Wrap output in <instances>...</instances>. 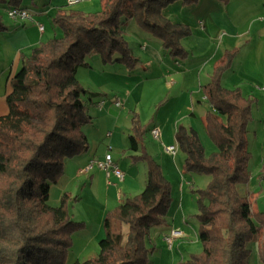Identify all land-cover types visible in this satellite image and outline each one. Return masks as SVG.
<instances>
[{"label": "trees", "instance_id": "1", "mask_svg": "<svg viewBox=\"0 0 264 264\" xmlns=\"http://www.w3.org/2000/svg\"><path fill=\"white\" fill-rule=\"evenodd\" d=\"M100 1V8L91 12L66 5L56 8L51 21L60 35L22 53L20 67L10 79L8 111L0 116V264H65L73 233L84 227L69 212L67 192L56 206L49 204V194L64 172V161L88 148L83 127L92 122L90 93L76 78L77 69L87 66L86 57L96 54L104 64L133 68L137 60L123 35L128 20L158 38L172 57L187 56L180 40L189 30L170 20L164 9L176 1L194 5L198 0ZM20 3L0 0V32L6 29L1 14L11 7L25 8ZM237 52L225 50L201 88L209 106L203 127L216 150L207 153L191 127L179 124L174 133L184 154L182 175L210 177L204 189L194 191L201 251L188 253L177 264H247L249 244L264 228V210L254 211L249 196L238 187L250 179L246 135L254 100L239 87L222 83ZM147 131L133 115L130 158L146 165L143 189L105 213L96 255L71 264H150L146 238L152 227L166 221L172 186L143 144ZM259 177L264 179V160ZM257 255L264 261V247H258Z\"/></svg>", "mask_w": 264, "mask_h": 264}, {"label": "crops", "instance_id": "2", "mask_svg": "<svg viewBox=\"0 0 264 264\" xmlns=\"http://www.w3.org/2000/svg\"><path fill=\"white\" fill-rule=\"evenodd\" d=\"M81 2L79 0L77 3ZM84 2L86 5L83 3L82 7L74 9L91 12L96 2L101 4L100 0ZM48 3L42 12L47 15L55 8L65 6L67 0H49ZM74 5L68 7L73 8ZM164 13L170 20L189 30L180 40L187 51L184 58L169 55L158 38L139 30L137 24L128 20L124 24L126 31L123 29V35H127L125 39L129 41L131 52L137 60L133 68L129 69L118 62L104 64L94 54L86 59L87 66H81L84 69L99 67L101 71L96 81L100 90H87L90 93L88 112L93 114L90 127H84L88 148L64 161L63 177L65 176L64 180L72 181L80 194L75 202H86L87 211L84 208L86 213L83 212V217L89 228L80 232V236L89 240L84 245L86 250L88 244L96 245L104 236L102 220L106 211L124 198L138 194L144 187L146 165L143 161L130 158L134 154L129 149L128 140L132 116L139 117L149 130L158 127L159 140L152 138L147 131L143 144L161 165L164 174L173 177L180 186V199L172 201L174 207L168 213L171 222L165 221L154 227V231L151 228L149 234L156 237L151 239L148 235V239L150 243L154 239L156 254L165 257L167 264H177L184 258L183 254L186 255L185 249H190L192 243L197 244L199 241L197 231L192 232L187 224V208L183 206L184 188L181 180H186L190 188L192 183L183 175L179 178L178 170L181 169L176 158L177 148L175 147L174 152H167L165 147L172 145V142L176 143L174 133L179 124L195 130L204 148L206 147V135L198 125H203V117L208 110L201 88L209 80L214 63L225 50L237 48L238 52L230 68L223 74L222 83L228 88L239 87L244 95L253 98L257 104L251 109L256 115L259 113V101L263 99L264 102V0H198L194 5L176 1L168 5ZM36 19L33 18V25L30 27H26L25 23H15L12 29L4 23L6 29L0 32V116L8 111L5 98L11 89L10 79L20 67L22 51L42 42L45 28L40 31V23ZM19 36L23 38L20 43L16 41ZM132 39L139 41L136 46ZM133 49L136 53H133ZM91 60L94 64H91ZM262 108L264 109V103ZM97 117L99 120L110 121V127H95ZM147 135L151 140H148ZM209 149L214 148L209 146ZM154 150H157L158 156H155ZM107 153L124 173L122 180L112 173L107 176L105 170L96 165L86 169L90 160H102ZM53 191L57 200L65 191L73 194L66 185L61 186L59 183L51 186L49 198ZM92 213L95 218H92ZM161 228L166 229L162 231ZM173 230L180 231L181 235L166 248L164 237ZM191 236L193 240L189 239ZM157 240L160 241L159 248ZM183 243L185 245L181 246ZM161 262L160 256L158 264Z\"/></svg>", "mask_w": 264, "mask_h": 264}, {"label": "rangeland", "instance_id": "3", "mask_svg": "<svg viewBox=\"0 0 264 264\" xmlns=\"http://www.w3.org/2000/svg\"><path fill=\"white\" fill-rule=\"evenodd\" d=\"M81 1H82L81 3L75 4L73 6V8H80L83 6V3L86 5V2H84L85 0H81ZM48 4H49L48 0H21V3H20V6L26 7V9H28L29 12L32 14V18H34V19L37 18L36 20L38 21V23L42 24L43 27L45 28L44 35L42 36V42L47 40L48 38L54 36V35H57V36L60 35L59 28L57 26H55L51 21V16L54 14L56 8L51 13H49L48 15L45 13H42V12H44V9L48 6ZM99 4H100V2H99ZM99 6L100 5H98V3L96 2V5L93 6L90 11L98 10L100 8ZM1 16H2L3 23H6L12 29L14 28L13 24L22 23L20 20L14 21V20L10 19L7 15V12H3L1 14ZM131 21H132V23H134L136 25L135 20H131ZM24 23H25L26 27H30L33 25V21H30V20H26ZM123 29H124V31H126V27L125 28L123 27ZM129 29H131V27ZM125 38H127V35L125 36ZM22 39H23L22 36H19V38L16 39V41H18V43H20ZM132 40H133V43L135 44V46L139 42V41H136L134 39H132ZM127 42L129 43L128 40H127ZM31 48L32 47H29L28 49L25 48L26 50L23 49L24 51H22V52L24 54H28L30 52ZM129 48H130V46H129ZM134 52L136 53V50L133 49V53ZM94 55H96V54H94ZM88 57H89V55L86 57V59ZM88 62H90V61H88ZM91 64H94V62L92 60H91ZM98 68L99 67L93 66V69L92 68L91 69H84V68H81V66H80V68L78 69V71L76 73V76H77L76 78L79 81L80 85L85 90H89L91 92H98V90H100V88L97 87V81H96V80H98L99 73L101 71ZM87 97H88V95L86 94L83 98L86 100ZM253 103L254 104L252 105V107H254L257 104V103L255 104V102H253ZM263 103H264L263 99H261L259 101V104H258V109H259L258 112L259 113H257V115H256L255 111L253 112V110L251 109V119L249 120L248 125H247L248 131H247V135H246L248 149L250 152V158L248 161V172H249L250 179L246 185H239L238 186L241 193L249 196V200L251 202L252 209L254 211H255V209L264 210V179H260V177H259V172L261 171L262 162L264 160V122H262V118L264 117V109L262 108ZM205 104H206V106H208V104L206 102H205ZM208 108H209V106H208ZM254 113H255V115H254ZM89 114L91 117L93 116V114L92 115H91V113H89ZM259 114H261V115H259ZM95 119H96V121L94 122L95 127H106V126L110 127V126H108V123H110V121L105 120V119L99 120L98 117ZM107 119H109V118L107 117ZM92 120H93V118H92ZM139 121L141 122L140 118H139ZM198 125L200 126L199 128L201 130L203 129V131L206 135V147H205L206 152L207 153L214 152L216 149V145L211 140V138L206 134L203 125L201 123H199ZM84 127H90V126L88 124V126L86 125ZM84 127H83V131L85 129ZM147 138H148V140H151L149 135H147ZM148 140H146V142H148ZM88 144H89V142H88ZM172 145L177 148L176 158H177V161L179 162V168L181 169L184 154L180 150V148H178V146L175 142H172ZM209 146H211L214 149L213 150L209 149ZM154 152H155V156H158L157 150H154ZM63 168H64V166H63ZM178 174H179V178H180L182 175L181 170L180 171L178 170ZM63 175H64V172L59 177L58 181L55 184L59 183L61 186L66 185L67 189L72 191V193H73L72 195L69 192H67L70 195V200L68 202L69 212L71 213L73 220L78 221V222L81 221L84 223V227L82 229L76 230L72 235V246H71V249L69 250V253H68L67 258L65 260V264H71L75 260L82 261L84 259H87L91 256L96 255V253L98 252V245L91 243V244L87 245L88 248H86V250L84 249L85 243L89 240L83 238L82 235L80 236V232H83L86 229V227H88V223H86V221L84 220V217H83V212H85V209L87 211V208H85L86 202L85 203H83V202L78 203L79 201L75 202V200L79 199L78 196H80V194L77 191L75 184L72 183V181H70V180H64L65 176L63 177ZM184 177L187 178V181H190L192 183L191 184L192 187L190 188V185L187 184L186 180H181V183H183L182 186L184 188L183 189L184 190V204H183V206H184V208L185 207L187 208V210L185 212L189 218L187 224L192 228V232H193V230L196 232L198 222L195 219L194 215L198 211V205H197V194L194 191H196L198 189H204L206 187L207 183L209 182L210 177L206 174H189L188 176H184ZM167 178L171 182V186H172L171 199H172V201L177 202L180 199V197H179L180 186L177 185V183H176L175 179H173V177L167 176ZM55 184H53V185H55ZM59 200L54 198V191H53V194L51 193V196L49 198V203L52 206H56L59 204ZM173 207H174V204L171 206L170 209H172ZM112 208H114V207H112ZM112 208H110L108 210H111ZM179 213H181V212L179 211ZM169 215L166 216V222L167 223L171 222V218ZM179 215H177V217H179ZM92 218H95L94 214L92 215ZM161 229L163 231L166 228H161ZM151 230L154 231L156 229L154 227H152ZM149 235L151 236L150 237L151 239L153 237L154 238L156 237V235L151 234V233ZM189 239L193 240V236H191ZM156 242H157V247L159 248V246H161L160 241L157 240ZM145 244H146V247L149 251L147 256L149 258L150 264H158V260H159L160 256L162 258V262L160 264H167L166 262H168V261H165V257H163L162 255L156 254L155 251H157V250L154 249L155 248L154 247V239H153V243H150L148 236H147ZM174 245H175V243H174ZM184 245L185 244L183 243L181 246H184ZM195 245H196V247H195ZM181 246H180V248H181ZM258 247H264V228H263V226L260 228L256 240L249 244L251 254L248 257L247 264H264V261H260L258 255H257ZM166 248H168V244H167ZM189 248L190 249H185L187 251V253H191V252L192 253H198L201 251V244L199 242H197V244L192 243V245H190ZM91 250L93 251V253ZM187 253H186V255H187ZM183 255L185 258L186 257L185 253Z\"/></svg>", "mask_w": 264, "mask_h": 264}, {"label": "built area", "instance_id": "4", "mask_svg": "<svg viewBox=\"0 0 264 264\" xmlns=\"http://www.w3.org/2000/svg\"><path fill=\"white\" fill-rule=\"evenodd\" d=\"M79 0H67V3L69 5L76 4ZM7 15L12 20H20L21 22H25L26 20L32 21V14L26 9V8H20V7H11L7 9ZM38 29L40 31L43 30L42 24H38ZM150 135L155 140H159L160 137V131L158 127H152L149 130ZM165 150L167 152H174L175 146L170 145L165 147ZM94 165H96L98 168L105 170L106 175L108 176L110 173L117 176L120 180L123 179L124 173L118 168V166L113 162L112 157L109 153H107L102 160H90L86 169L92 168ZM181 235V232L178 230H173L169 235H166L164 237L165 242L168 245L172 244V241Z\"/></svg>", "mask_w": 264, "mask_h": 264}, {"label": "bare ground", "instance_id": "5", "mask_svg": "<svg viewBox=\"0 0 264 264\" xmlns=\"http://www.w3.org/2000/svg\"><path fill=\"white\" fill-rule=\"evenodd\" d=\"M67 6H70L68 3L66 4ZM28 10V9H27ZM29 11V10H28ZM14 21H17V20H14ZM22 23H24V22H22ZM43 26V25H42ZM43 31V30H42Z\"/></svg>", "mask_w": 264, "mask_h": 264}]
</instances>
